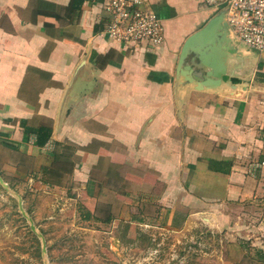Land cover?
Listing matches in <instances>:
<instances>
[{
  "label": "crops",
  "instance_id": "crops-1",
  "mask_svg": "<svg viewBox=\"0 0 264 264\" xmlns=\"http://www.w3.org/2000/svg\"><path fill=\"white\" fill-rule=\"evenodd\" d=\"M106 2L0 0V174H39L51 150L73 144L68 182L101 192L117 178L138 214L113 220L178 238L204 228L225 241L217 264H264V51L228 34L217 62L238 83L198 87L206 71L181 51L212 8L145 0L164 40L125 45L104 32ZM42 124L50 136L39 146Z\"/></svg>",
  "mask_w": 264,
  "mask_h": 264
},
{
  "label": "rangeland",
  "instance_id": "rangeland-1",
  "mask_svg": "<svg viewBox=\"0 0 264 264\" xmlns=\"http://www.w3.org/2000/svg\"><path fill=\"white\" fill-rule=\"evenodd\" d=\"M38 176L0 174V264H217L225 248L204 228L191 239L166 225L100 220L108 209L123 218L136 210L118 197L115 178L99 192L68 177L47 186ZM140 194L133 190L130 199Z\"/></svg>",
  "mask_w": 264,
  "mask_h": 264
},
{
  "label": "built area",
  "instance_id": "built-area-1",
  "mask_svg": "<svg viewBox=\"0 0 264 264\" xmlns=\"http://www.w3.org/2000/svg\"><path fill=\"white\" fill-rule=\"evenodd\" d=\"M145 0H107L110 16L105 33L125 44L160 45L164 25L157 13L144 7ZM214 12L225 10L230 35L250 49L264 51V0H199ZM264 103V99L262 100ZM264 166V160L260 162Z\"/></svg>",
  "mask_w": 264,
  "mask_h": 264
},
{
  "label": "water",
  "instance_id": "water-1",
  "mask_svg": "<svg viewBox=\"0 0 264 264\" xmlns=\"http://www.w3.org/2000/svg\"><path fill=\"white\" fill-rule=\"evenodd\" d=\"M228 24L225 20V10H220L212 16L208 22L196 32L192 33L182 46L181 59L188 50L196 52L197 57L206 71V77L198 82V87L219 85L221 81L230 80L237 82L236 78H227L221 65L217 62V55L223 44L230 42ZM197 44V47L196 46ZM208 68V69H207ZM2 183V179L0 178ZM34 229L33 226H31Z\"/></svg>",
  "mask_w": 264,
  "mask_h": 264
},
{
  "label": "trees",
  "instance_id": "trees-1",
  "mask_svg": "<svg viewBox=\"0 0 264 264\" xmlns=\"http://www.w3.org/2000/svg\"><path fill=\"white\" fill-rule=\"evenodd\" d=\"M50 136V128L47 127L45 124L39 125L37 127V130L35 132V143L36 145H44ZM74 147L75 145L70 144L66 147H62L60 145H57V148L55 150H51L50 153L53 157L52 161L47 164V165H42L39 168V176L38 178L41 183L51 186V185H62L64 182L63 180L67 175H69L72 170L74 163L69 157L74 153ZM78 149H80L78 146H76ZM110 172V171H109ZM28 175H33L36 176L38 174H28ZM116 174L114 173V176ZM117 177V176H116ZM121 177V176H119ZM102 181V180H101ZM116 182H121L117 181V178H115ZM102 183V182H101ZM122 184V183H120ZM121 193V191H120ZM139 213L143 210L142 208H138ZM141 210V211H140ZM90 212L86 213V217H90ZM138 214L133 212L131 214V220L137 218L138 219ZM100 220L104 222H112L114 219V216L109 213L106 218H99ZM126 227L129 225V222L125 221Z\"/></svg>",
  "mask_w": 264,
  "mask_h": 264
}]
</instances>
